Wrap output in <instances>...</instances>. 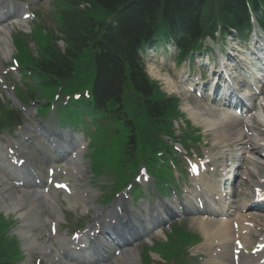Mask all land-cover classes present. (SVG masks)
Here are the masks:
<instances>
[{"label": "bare ground", "instance_id": "6f19581e", "mask_svg": "<svg viewBox=\"0 0 264 264\" xmlns=\"http://www.w3.org/2000/svg\"><path fill=\"white\" fill-rule=\"evenodd\" d=\"M7 28H11V25H8ZM0 53L4 59L9 58L11 55L9 43L6 40L4 33L0 37ZM149 70L153 76L164 81L167 88L173 89V81L169 76L162 75L161 71L152 65H150ZM182 109L188 113L189 117L195 123L201 124L205 127L206 131H210L213 134V144L221 146L223 150L219 151V153L224 156H229L231 152L229 148L232 143L230 141L233 142L234 140H239V137L243 135V128H245L246 125H248V123L253 119V117L248 116V114L244 115V118L240 120L232 119L231 113L221 110L218 111L215 106L214 109H216L218 112L214 110L215 113L213 116L207 117L205 116L204 112L205 108L203 109V107L200 106L192 107L187 102L182 103ZM229 123H233L232 126ZM253 128V126L252 128H249V132L252 133L254 130ZM229 133H232V135L230 136ZM253 134L251 135L254 136ZM17 146H19V144H17ZM254 148H259L261 154H263L264 140L259 142V145H255ZM19 149L21 148L19 147ZM58 156L59 153L54 154L52 158H57ZM210 156L211 154L208 155V157ZM249 160L251 164L257 163L252 159ZM78 161L79 158L76 157L75 159H71L70 162H65L60 165V173L58 175H63L64 173L66 178L73 179L74 182L78 181V177L76 175L80 174V171L82 170V166ZM247 175L250 177L249 171H247ZM39 176L43 177L42 171L39 173ZM200 179L205 186V194L207 196L212 192H214L212 200H214L216 195L220 196L219 186L216 187V182H213L214 180L211 181L201 176ZM3 180L4 179L0 178V196L3 208L8 212L11 210L14 211L16 216L22 219L19 236L23 240V246L29 248L31 245L37 244L33 239V229L36 228L42 231L44 230L43 220L47 219V217L43 216V206L51 205V208L58 213L57 214L55 212L58 220L61 219L55 203L56 195L49 190L47 194L44 191L40 197H37L34 195V193L30 192V190H24V194L19 196L15 194L14 190L9 189ZM260 182L262 181L258 180L257 184ZM253 183H256V181H253ZM202 197L206 198L204 194H202ZM81 198H85V196L83 195ZM227 200L229 201L228 198ZM228 201H226L223 197H220L216 203V207L211 208V214L216 215L223 212V214L228 215L227 218L212 219L214 217L209 214H207V217H205V215L196 214L192 218V225L199 229L202 235L205 237V241L201 244V247L210 255V260L207 262V264H229V262H232L233 264H257L260 258L258 256L264 252V246L257 245V243H264V219L248 212L245 213L244 207L240 206L241 202H239L231 211L227 210L225 212L226 205L233 207V204ZM242 204L244 205L245 203L242 202ZM74 205H76L75 208L78 211H80L81 207V210H86V207H83L81 204L79 205L78 202H75ZM47 221L49 220H45V222ZM94 228L96 231V229L101 228V224L95 225ZM255 233L258 235L257 240L252 238ZM54 239L56 240L57 248H53V246L48 243L46 245L41 244L39 246V250L43 254L55 259L56 263L66 264L59 254V251L61 248L68 247L74 242L68 241L66 238H60L58 236H55ZM49 242H51V239ZM253 248H256L254 251L256 254L251 252ZM212 251H221L222 253L220 255L224 256L219 255V257L216 258L212 255ZM233 252L238 256V258L233 259ZM115 262L116 264H134V262H131L129 257L120 259L119 261L115 260Z\"/></svg>", "mask_w": 264, "mask_h": 264}, {"label": "trees", "instance_id": "16d2710c", "mask_svg": "<svg viewBox=\"0 0 264 264\" xmlns=\"http://www.w3.org/2000/svg\"><path fill=\"white\" fill-rule=\"evenodd\" d=\"M92 2L95 6L107 10L128 6V10L119 20L121 25L105 33L103 42L99 44L103 48L100 56L97 57L99 65L96 79L97 92L99 96L105 95L106 92L114 94L113 98L119 96L120 83L124 74L129 72V67L133 70L135 86L139 91L146 95L150 93L144 76L137 68L139 61L135 50L139 41L148 37L152 28L161 22L184 31L188 39H192L188 40L187 44L191 47V42L200 29L210 24L213 28L219 16L231 27H240L248 18L246 0H92ZM251 2L254 4L255 1L251 0ZM81 17H78L79 26L86 21V17ZM70 29L72 30V26ZM68 37L76 44L72 43L71 49L67 50L66 54L73 56L79 46L77 45L79 36L74 35L72 30ZM55 57L57 58L51 69L63 70L69 66L67 56L57 54ZM164 108L165 102L162 105L154 103L150 109L160 115Z\"/></svg>", "mask_w": 264, "mask_h": 264}, {"label": "rangeland", "instance_id": "374dc122", "mask_svg": "<svg viewBox=\"0 0 264 264\" xmlns=\"http://www.w3.org/2000/svg\"><path fill=\"white\" fill-rule=\"evenodd\" d=\"M38 13H39L37 15L38 20L35 23L36 24H39L40 26L47 25V29H48V31L50 33H52V32L57 33V29H56V25H55V19L52 17V15L48 11H45V10H42V9L39 10ZM32 28H33V30H35V27L34 26H32ZM41 34H45V33L44 32H41ZM14 35H15V33H14ZM25 36L27 37L26 38V41H27V43L29 45V48H30L33 56H38L39 55L38 42H36L35 40L31 39L27 35H25ZM16 37H20L21 38L22 36L19 35V34H16ZM61 45H62V43H61ZM63 49H66L65 45L62 46V48H60L61 51ZM20 52H21L20 58L21 59H24V57H26L25 56V48L24 47H20ZM13 57H16V51L15 50L13 52ZM8 61L9 60H7L6 62L5 61H1L0 62V73H1L2 66L5 65L4 63H8ZM5 66H7V65H5ZM160 84H161L162 89L163 90H166L165 85H163V82L160 81ZM189 97L190 98L188 99V101H189V103L193 107H196L198 104H201V105L202 104L203 105L209 104L208 102L204 101L203 99H199V98H197L195 96H189ZM182 98H183V96H182ZM181 103H182V100H181ZM258 107H261L260 104H258ZM207 109L210 110V107L208 106ZM259 109L260 108H258V111H256V114H254L255 117L258 115L257 113H259ZM185 117L187 119H189V116L188 115L185 116ZM139 118L142 119V117H139ZM161 121H163V120H161ZM182 122L185 123L183 119L177 120L176 123L179 124V128H182L184 126V124ZM29 123L32 125V124H34V121L33 120H30ZM167 124H168V122L167 123L166 122L163 123L162 124V127H166ZM192 124H193L194 127L195 126H199V125H196L194 122ZM252 125L254 126L255 131L256 130L258 131V136L263 137V139H264V120H261V122H255ZM179 128L177 129L178 132H179ZM118 130H122V129L121 128H118L117 130H115L113 132H116ZM199 130L200 131H203L204 130L203 126ZM186 131H187V128H186ZM186 131L184 130L182 133L185 134ZM148 135L150 136V135H153V134L152 133H148ZM212 142H213L212 141V133L210 134L208 132H202V138H201V141L199 143L194 144L193 141L188 140V141H186L185 144L187 145V148L190 151L193 150L194 153H197L198 151L202 153L203 150H206V149H204V147H206L209 150H212L213 149L214 144ZM236 144L237 143H234L233 144L234 146H232L233 147V150H235L234 153H237V152L238 153H242L243 152L242 146H239V145H236ZM120 145H121V139L120 138H117L116 136H105V135L99 133L95 137H92L91 138V144H90V146H89V148L87 150L86 159H87L88 162L91 163V166H93V167L94 166H97L98 167V165H101V166H105L104 168H111V167H108V166H114V164L116 163V155H115V153H117V152L115 150V147H118L119 148ZM105 146L107 148V152H109V153H106L105 152ZM218 147H219L218 145L215 146V148H218ZM144 148L145 149L148 148V143L145 142ZM218 150H216V151H218ZM177 156H178V154H177ZM253 157L256 158V159H258V160L259 159L260 160L262 159V162L257 161L258 162V164L256 165L257 169H255V172L254 173L256 175L260 176V177L261 176H264V165L261 164V163H264V159L261 158L258 155H253ZM144 163H145V161H144ZM249 168H251L250 165H249ZM99 169H102V168H99ZM98 173H99V177H103V176H106V175H109L112 178L114 177L113 174L110 171H107V174H106V172H102V173L98 172ZM210 175H213V173L210 174ZM87 176H91V175L88 173ZM111 180L112 179L108 178V176H107L105 178V180H104V183H107V185L109 186L110 183H113L115 181L114 180L112 182ZM109 181H111V182H109ZM91 182L92 181L89 180V181H87L86 184L88 185ZM248 183L245 184L246 188H248L249 185H250V183L249 184ZM99 194L101 195V193H99ZM62 199L63 198H59V200H62ZM98 201L99 202H95L94 203V207L92 208V210L90 209L88 211V213L86 214V216L83 217L82 219H80V221L82 222V225L79 224L78 221H77V217H78L77 215H79L80 213L70 211L68 213V218L70 219V223H71L70 226L71 227H70V229L67 228L65 225L63 227L62 226L63 221H62V224H60L59 227H58V235L59 236H71L73 234V232L82 231L90 223L95 222L96 221V219H95V217H96L95 216V213L98 212L100 208H104L103 205H101V200L99 199ZM62 207L63 208H67L64 203L62 204ZM46 212H47V214L51 215V217L53 219L55 218L54 216H52L50 209H46ZM10 214L7 216V218H9V220H10L9 222H11L13 219H16L14 217V215H10ZM11 216H13V217H11ZM187 224L190 226L191 231H195V232L200 233V231L197 228H195L192 224H190V220L187 221ZM20 226H21V224L18 221L17 224L10 230V232L12 234H14L15 232H17V230L19 229ZM79 227H83V228L82 229H79ZM3 228L5 229L6 227L3 226ZM49 232H50V228L47 225L45 231L39 236L41 242H44L45 240H47V237H48V233ZM193 251H196V249H194ZM155 257L157 258V256H155ZM42 263H43V261H41V264ZM195 264H202V263L196 262Z\"/></svg>", "mask_w": 264, "mask_h": 264}]
</instances>
